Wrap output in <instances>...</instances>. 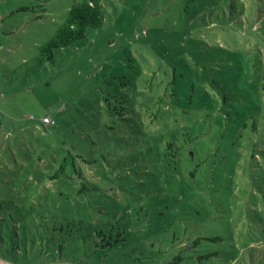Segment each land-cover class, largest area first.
Masks as SVG:
<instances>
[{
	"label": "rangeland",
	"instance_id": "1",
	"mask_svg": "<svg viewBox=\"0 0 264 264\" xmlns=\"http://www.w3.org/2000/svg\"><path fill=\"white\" fill-rule=\"evenodd\" d=\"M78 1L0 0V200L75 235V259L0 240V260L264 264V0H96L102 22L47 57ZM77 151L96 161L75 174ZM80 174L96 189L76 195ZM12 217L0 238L36 234ZM98 229L123 242L79 249Z\"/></svg>",
	"mask_w": 264,
	"mask_h": 264
},
{
	"label": "trees",
	"instance_id": "2",
	"mask_svg": "<svg viewBox=\"0 0 264 264\" xmlns=\"http://www.w3.org/2000/svg\"><path fill=\"white\" fill-rule=\"evenodd\" d=\"M19 10H25L26 6H21L18 8ZM103 19V7L102 5L96 1V0H83L73 3L67 10V14L65 17V21L61 26H59L56 30V34L54 37H51L44 45L41 46L42 52L46 53L47 57H52L53 50L55 48L66 46L70 43H73L79 39L84 38L85 36V30L87 26H98ZM264 76V68L263 73ZM108 112H110L109 108L107 109ZM123 117V114H122ZM257 122L254 121L252 123L253 129L256 128ZM107 125L105 124L104 127ZM171 142L167 144V147H171ZM178 149L176 152L171 151V158L176 162L177 156H178ZM73 156V155H71ZM76 158H79L86 166L95 163L96 159L84 157L82 153L79 151L76 152V155H74L71 159V171L75 174H78V163L76 164ZM67 159L66 157L63 159V162L60 163V166L55 169L51 174H49V177L51 179H58L60 177V174H63L64 172L67 173ZM89 167V166H88ZM83 178L81 183L78 187H76V195H81L83 192H87L89 190L96 189L95 185L88 182L84 174H80ZM191 175H194V171L191 172ZM59 194L65 196L67 194L63 192H59ZM60 197V198H63ZM4 200V199H3ZM42 204V201H40ZM41 206V205H40ZM46 205L43 204V207L45 208L48 216H57L50 212L51 209L49 207H45ZM15 207V208H14ZM14 207H9V205H5L0 200V221L6 220V217H10V219H14L12 217V211L16 212L17 217L14 220V224H18V222H21L23 220L31 221L30 224L34 226L35 232L29 234L28 236L24 237V241H20L17 243H14L13 237H9V240H5V238L2 236L0 238L1 244L5 243L6 246L9 248H12L13 252L11 253L14 257H19L23 254L24 257H27L28 255V249L32 253L38 252L41 254L42 252L46 256H52L56 259L55 254L59 255V259H75V256H66L64 253L65 247H67V244H72L71 240L75 237L72 231L65 230L63 224L59 225L60 227L57 228L56 226H53L51 229L45 228V222L50 221V219L45 218L44 220L40 218H36L37 215L33 214L32 212H29L27 216L22 215L21 208L17 205ZM42 208V209H44ZM21 211V212H20ZM61 215V214H60ZM16 216V215H15ZM40 216H43L40 214ZM54 217V218H55ZM59 217V216H57ZM66 218V216H63ZM56 219V218H55ZM42 220V221H41ZM69 224V221L68 223ZM43 226V227H42ZM13 233H15V226H13ZM3 231H1L2 233ZM4 235V233H3ZM15 237V236H14ZM17 237V236H16ZM84 239H79V249L82 245V243L86 244L88 242V239L93 241V254H96L98 250L105 252L106 250H111L114 245H117L118 247L123 242V238L121 237L120 233H118V236L112 239L110 235L108 238L103 233L102 229H98L95 232V235H92L90 238L86 236H82ZM72 238V239H71ZM200 240L199 237L195 239V242H198ZM70 241V242H69ZM81 244V245H80ZM75 245H77L75 243ZM77 249L75 248L74 252ZM105 250V251H104ZM23 251V252H22ZM86 252V248L84 250ZM31 253V254H32ZM87 254V252L85 253ZM106 254V253H104ZM88 255V254H87ZM211 253H204L200 255L199 257H208ZM184 258L183 255L177 254L173 256L172 260L167 262L166 264H178L182 259ZM47 264V263H46Z\"/></svg>",
	"mask_w": 264,
	"mask_h": 264
},
{
	"label": "built area",
	"instance_id": "3",
	"mask_svg": "<svg viewBox=\"0 0 264 264\" xmlns=\"http://www.w3.org/2000/svg\"><path fill=\"white\" fill-rule=\"evenodd\" d=\"M42 121L46 124H54L55 120L52 118H49L48 116H43Z\"/></svg>",
	"mask_w": 264,
	"mask_h": 264
},
{
	"label": "crops",
	"instance_id": "4",
	"mask_svg": "<svg viewBox=\"0 0 264 264\" xmlns=\"http://www.w3.org/2000/svg\"><path fill=\"white\" fill-rule=\"evenodd\" d=\"M7 263L6 261L4 262L3 260H0V264Z\"/></svg>",
	"mask_w": 264,
	"mask_h": 264
}]
</instances>
